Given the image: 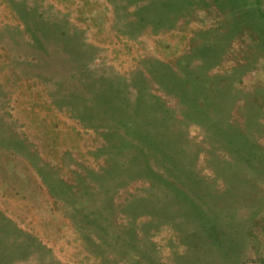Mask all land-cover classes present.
Wrapping results in <instances>:
<instances>
[{"label":"rangeland","instance_id":"374dc122","mask_svg":"<svg viewBox=\"0 0 264 264\" xmlns=\"http://www.w3.org/2000/svg\"><path fill=\"white\" fill-rule=\"evenodd\" d=\"M0 264H264V0H0Z\"/></svg>","mask_w":264,"mask_h":264}]
</instances>
